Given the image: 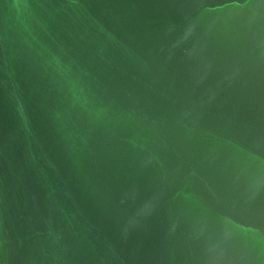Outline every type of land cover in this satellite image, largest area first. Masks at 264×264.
<instances>
[{
  "label": "water",
  "instance_id": "1",
  "mask_svg": "<svg viewBox=\"0 0 264 264\" xmlns=\"http://www.w3.org/2000/svg\"><path fill=\"white\" fill-rule=\"evenodd\" d=\"M0 264H264V0H0Z\"/></svg>",
  "mask_w": 264,
  "mask_h": 264
}]
</instances>
